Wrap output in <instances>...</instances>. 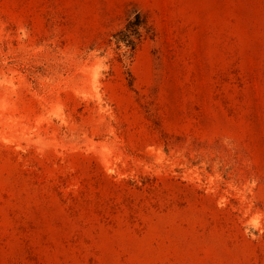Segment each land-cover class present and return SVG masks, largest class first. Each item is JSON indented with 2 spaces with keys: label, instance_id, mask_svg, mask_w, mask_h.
<instances>
[{
  "label": "rangeland",
  "instance_id": "rangeland-1",
  "mask_svg": "<svg viewBox=\"0 0 264 264\" xmlns=\"http://www.w3.org/2000/svg\"><path fill=\"white\" fill-rule=\"evenodd\" d=\"M0 264H264V0H0Z\"/></svg>",
  "mask_w": 264,
  "mask_h": 264
},
{
  "label": "trees",
  "instance_id": "trees-1",
  "mask_svg": "<svg viewBox=\"0 0 264 264\" xmlns=\"http://www.w3.org/2000/svg\"><path fill=\"white\" fill-rule=\"evenodd\" d=\"M143 28H145L149 34L152 27L147 18L141 12L137 11L134 18L130 17L125 26L115 33V37L118 42L124 41L127 45L134 48L136 45V39L141 38L144 34L142 31Z\"/></svg>",
  "mask_w": 264,
  "mask_h": 264
}]
</instances>
